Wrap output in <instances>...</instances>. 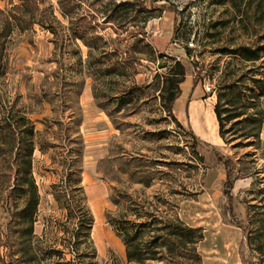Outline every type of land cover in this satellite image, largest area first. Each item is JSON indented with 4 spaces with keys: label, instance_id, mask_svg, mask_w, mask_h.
<instances>
[{
    "label": "rangeland",
    "instance_id": "1",
    "mask_svg": "<svg viewBox=\"0 0 264 264\" xmlns=\"http://www.w3.org/2000/svg\"><path fill=\"white\" fill-rule=\"evenodd\" d=\"M59 1L42 0L44 26L14 27L2 51L0 116L22 113L35 130L32 175L40 198L32 243L38 257L21 264H127L124 243L106 217L110 214L114 219L127 210L132 221L138 212L141 222L154 213L186 227L201 228L204 238L195 244L200 257L197 264H264V254L260 257L257 252L260 243L264 249V96L258 104L263 119L258 139L244 138L245 130L225 122L224 138L210 146L196 144L194 136L205 135L197 125L205 126L208 135H220L216 115L210 123L203 114V125H196L184 118L182 103L180 111L174 109L182 122L174 121L160 96L167 74V67L161 65L171 64V59L195 62L201 71L196 85H192L191 75L179 85L184 95L179 103L187 97L191 101L207 99L206 108L213 110L218 87L225 80L224 70L233 73L230 79L243 75L245 85H251L250 78H264V57L254 64H242L221 53L224 48L264 43V27L256 24V32L246 34L234 21L217 25L234 16V9L224 0H130L136 2L137 13L133 19L121 20V48L136 36L154 53L141 55L137 75L101 78L91 64L104 61L103 50L76 38L79 34L72 33ZM73 1L80 13L94 17L92 32L102 42L115 37L111 22H103L104 12L124 0ZM20 5L21 0H0V10L8 13ZM143 7L151 9L145 24L140 12ZM87 40L92 42L91 36ZM186 48L191 50L189 55ZM132 83L148 86L136 91L129 102L94 97V86L104 85L98 95L115 96ZM200 146L208 159L217 153L225 158L234 178L229 195L223 191L228 168L221 163L216 167L202 163L197 156L198 151L203 153ZM75 149H79L78 157ZM69 152L74 157L69 158ZM62 161H66L65 167ZM71 161H75L73 168L80 169L94 250L66 245L64 210L55 198L59 192L55 186L61 185ZM119 191H127L131 201H124ZM4 217L0 202V224ZM159 225L156 222L153 227ZM0 251L5 252L3 247ZM84 252L86 258L77 256ZM176 262L191 264L193 260L177 258Z\"/></svg>",
    "mask_w": 264,
    "mask_h": 264
},
{
    "label": "trees",
    "instance_id": "2",
    "mask_svg": "<svg viewBox=\"0 0 264 264\" xmlns=\"http://www.w3.org/2000/svg\"><path fill=\"white\" fill-rule=\"evenodd\" d=\"M224 1L229 2L234 9V16L227 21L216 23L217 25L228 26L234 21V24L246 34L251 31L256 32V24L260 25L261 29L264 27V0ZM40 4H42V0H21V5L15 7L11 13L0 10V66L2 65V51L5 42L14 27L24 30L35 23L44 26V20L41 17L44 10L41 9ZM59 7L62 14L69 18L72 33L79 34V37L76 36V38L90 48L103 50L100 53L104 61H96L91 64V70H94L98 77L134 75L138 73V66L141 65V55L154 53L149 44L136 36H133V41L124 50L121 48L124 42L122 37L123 21L135 18L133 13H137L136 2L120 1L112 5L109 10H105L103 22H111L115 37L103 42L101 37L92 32L94 17L80 13L78 5L73 0H60ZM140 12L144 14L142 21L145 24L151 17V9L143 7ZM89 29H91L90 32H88ZM88 36H91L92 42L87 40ZM262 39L264 37H261ZM260 42L254 45H237L232 49L224 48L221 53L230 56L239 63L254 64L264 57V43ZM110 45L112 49L108 50ZM190 52L191 50L186 48L188 55ZM170 61L171 64L161 65V68L167 67V74L163 78L160 96L162 106L168 116L176 121L173 107L180 95L179 85L188 75L193 77V84L196 85L201 71L195 62L186 64L175 59ZM232 75L233 73L228 69L223 71L222 78L225 80L218 87L214 105L220 137L224 138L225 122H233L234 127H241L246 131L242 135L244 138L248 139L253 136L258 139L263 125L262 112L258 104L260 98L264 96V78H250L251 85H245L243 75L236 79H230ZM147 86L137 84L125 86L115 96L109 93L98 95L99 91L102 92L104 85L94 86V97L97 99L102 96L106 102H129L133 99L136 91H142ZM250 109H253L254 112L249 113ZM34 136V127L24 114L9 112L0 116V202L5 214V221L0 224V249L3 247L5 251L4 253L0 251V264H21L26 260L32 262L38 257L32 243L36 222L35 213L40 198L32 175ZM194 140L196 144H200L195 137ZM201 150L203 153L198 151L197 156L202 163L208 162L207 164H210L211 167H216L218 163L225 165V158L220 154H214L208 159L207 151L203 147ZM75 151L74 156L78 157L79 149H75ZM74 156L69 152V158ZM210 160H213L215 165L214 163L212 165ZM73 163L75 161L67 163V171L62 174L61 185L55 186L59 190L55 198L64 210L62 229L66 235V245L69 247L82 251L91 247L94 250L90 237L92 218L85 205V197L80 186V169L73 168ZM62 164L65 167L66 161H62ZM227 168L223 191L229 195L234 178L230 167ZM119 194L126 202H130L132 199L127 191H119ZM133 203L137 205L136 202ZM222 214L225 215V213ZM130 215L127 210L122 211L114 219L110 217V214L106 216L124 243L127 264H183L177 263V258L192 259L193 263L191 264L199 263L200 257L196 253L195 244L204 238L201 228L186 227L178 220L159 218L154 213H149L148 220L143 222L140 221L142 215L139 212L134 215L135 221L130 220ZM156 222L160 225L153 227ZM242 246L241 243L239 252L240 258L243 260ZM55 252L57 251H53V253ZM257 252L260 257H263V243L258 245ZM77 256L83 259L88 255L84 252Z\"/></svg>",
    "mask_w": 264,
    "mask_h": 264
},
{
    "label": "crops",
    "instance_id": "3",
    "mask_svg": "<svg viewBox=\"0 0 264 264\" xmlns=\"http://www.w3.org/2000/svg\"><path fill=\"white\" fill-rule=\"evenodd\" d=\"M134 75H137V73L134 74ZM126 77H129V76H126ZM185 79H184V81L182 83H180V85L185 83ZM132 84H135V83H132ZM192 85L194 86L193 78H192ZM183 96H184L183 94L181 95V89H180V95L178 96V98L176 99V101L174 103L173 114H174V109L175 108L180 111V107H182V103H185V107H184V109L182 110L181 113L182 114L185 113V116L184 115L183 116H184V118H186L187 121L191 122V120H192L196 125H197V122H199L200 124L203 125L204 122H202V121H203V117L205 116L211 121L210 123H213V120H214L213 114L215 115V113H214L213 108H206L207 99H203V100H200V101H198V100H192L191 101L187 97L185 101L183 99L179 103V100H178L179 97L183 98ZM176 102L178 104H176ZM203 114H204V116H203ZM174 116H175V114H174ZM71 117L74 118L75 116H71ZM175 118H176V116H175ZM215 118H216V116H215ZM176 120H178L179 122H182L181 119H176ZM204 121L206 122V120H204ZM71 122H72V120L70 121V123ZM197 126L200 128V131H202V129H204V132H205V135H195L194 136L196 139H198V141H199V143L201 145L210 146V144H217V142L220 140V135L211 134V133H213V131L210 132L211 135H208V132L206 131V127L205 126L204 127L203 126L200 127L199 125H197ZM201 139L204 140L206 143L202 142ZM34 226H35V224H34Z\"/></svg>",
    "mask_w": 264,
    "mask_h": 264
},
{
    "label": "built area",
    "instance_id": "4",
    "mask_svg": "<svg viewBox=\"0 0 264 264\" xmlns=\"http://www.w3.org/2000/svg\"><path fill=\"white\" fill-rule=\"evenodd\" d=\"M207 90H210L209 88H207Z\"/></svg>",
    "mask_w": 264,
    "mask_h": 264
}]
</instances>
